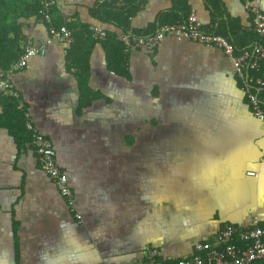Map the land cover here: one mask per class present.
Returning a JSON list of instances; mask_svg holds the SVG:
<instances>
[{"label": "crops", "instance_id": "crops-1", "mask_svg": "<svg viewBox=\"0 0 264 264\" xmlns=\"http://www.w3.org/2000/svg\"><path fill=\"white\" fill-rule=\"evenodd\" d=\"M247 1L145 0L131 25H158L178 8L196 11L207 28L249 29ZM255 2L264 11V0ZM96 4L55 0L54 23L115 31L94 18ZM27 14L17 23L37 54L13 75L24 103L17 107L52 140L74 209L39 168L26 126L15 130L21 136L11 130L0 94V264H145L152 248L172 261L226 224L264 225V124L221 50L168 36L155 50L130 51L123 77L96 43L84 64L87 102L70 44Z\"/></svg>", "mask_w": 264, "mask_h": 264}, {"label": "built area", "instance_id": "built-area-1", "mask_svg": "<svg viewBox=\"0 0 264 264\" xmlns=\"http://www.w3.org/2000/svg\"><path fill=\"white\" fill-rule=\"evenodd\" d=\"M54 4L55 0H40V13L43 21H52ZM246 9L252 16L253 29L259 37V41L252 52L246 50L242 54H236L235 47L227 36L203 31L201 29L202 23L196 11L191 12L187 20L175 24H163L152 34L134 35L129 32L120 34L118 38L119 41L123 42L126 52L138 48L153 50L166 37L172 35L180 39L217 47L232 60L237 77L243 84L244 93H247L250 99L253 115L264 123V107L257 97V92L264 90V80L261 78L254 79L249 73L251 69L258 67L260 61L264 59V12L251 0L247 1ZM92 28L94 29V37H106V32L101 26L94 25ZM50 36L59 42L71 43L74 41V31L67 25L60 28L50 27ZM25 44V52L20 58L13 61L8 68H3L0 65V94L5 98L18 99L17 105L20 109L23 108L24 103L13 81V75L23 70L28 59L37 54V49L30 37H27ZM255 80L257 92H253L249 85ZM26 117H29L28 113H26ZM25 126L30 132V145L35 152L39 168L54 183L71 209H74V198L69 185V177L57 159V151L52 140L43 134L30 118H26ZM249 173L258 174L254 171ZM76 215L80 217L79 214ZM260 223V220L255 218L252 225L246 228L226 224L214 238L198 241L194 245L191 256L177 259L172 263H166L162 258L161 251L158 248H152L147 253L145 264H252L256 260H264V228ZM237 240H240L241 245L237 244Z\"/></svg>", "mask_w": 264, "mask_h": 264}, {"label": "trees", "instance_id": "trees-1", "mask_svg": "<svg viewBox=\"0 0 264 264\" xmlns=\"http://www.w3.org/2000/svg\"><path fill=\"white\" fill-rule=\"evenodd\" d=\"M144 1L145 0H102L100 2L96 0V8L92 11L94 18L102 24L112 26L115 31H111L112 29L110 28L102 27L106 32L105 38L94 37V29L90 26H85L83 29L74 32V41L70 43L71 49L69 50V58L72 66L78 70L79 81H81L82 84L83 100L88 102L87 99L90 98L88 94L89 90L85 88V83L82 80L87 72V67L84 66L86 63L85 60L88 59L86 53H89L96 43L101 44L105 49L109 68L123 77H129V56L124 51L123 42L119 41V35L129 32H132L134 35H149L154 33L161 25L165 24L163 22L185 21L191 13L186 12L185 14V12L177 8L163 13L158 25H153L144 30L134 29L131 25V18L139 11ZM40 8V0H0V65L3 68H8L10 64L20 58L25 51L27 36H25L17 20L20 16L27 14V12H30L27 14L28 16L34 13L40 15L42 18ZM212 9L215 11L216 7L213 6ZM217 21L218 20L214 21V24H216ZM47 24L49 26V33L50 27L54 26L60 28L62 26L61 24L54 23V19L51 22H47ZM201 29L208 33L227 36L234 45L236 54H242L246 50L252 52L259 41L258 33L253 27L249 29L243 28L241 24H233L230 22L224 25V23L220 22L218 25H215L214 28H207L202 24ZM249 73L254 79L261 78L264 80V59L260 61L258 67L251 69ZM255 82L256 80L249 84L253 92H257V85H255ZM239 84L241 89H243V84L240 79ZM257 97L264 107V90L257 92ZM244 101L248 105H251L247 93L244 94ZM5 103L6 110L4 111L5 114L2 116L5 117L7 113L11 114L9 120L15 121V126L10 125L11 130L16 136H21L19 132L15 131H20L25 128L24 115L17 107L18 99L6 98ZM260 225L264 228L262 223H260ZM237 244L241 245L240 240H237ZM174 261L175 260H165L166 263H172ZM252 264H264V260H256Z\"/></svg>", "mask_w": 264, "mask_h": 264}, {"label": "clouds", "instance_id": "clouds-1", "mask_svg": "<svg viewBox=\"0 0 264 264\" xmlns=\"http://www.w3.org/2000/svg\"><path fill=\"white\" fill-rule=\"evenodd\" d=\"M252 2H254L257 6H259L256 2H255V0H251ZM260 7V6H259ZM261 8V7H260ZM52 11H53V9H52ZM248 11V10H247ZM263 11V10H262ZM249 12V11H248ZM264 12V11H263ZM250 13V12H249ZM52 14H53V12H52ZM250 16H251V14H250ZM52 20H53V15H52ZM251 23H252V16H251ZM63 25H67L68 27H70L68 24H63ZM62 25V26H63ZM252 25V24H251ZM61 26V27H62ZM99 26H101V25H99ZM251 27H253V25L251 26ZM71 28V27H70ZM71 29H73V28H71ZM73 31H74V29H73ZM50 38H51V36H50ZM52 39V38H51ZM54 40V39H53ZM62 43H66V44H70V43H67V42H62ZM159 47V46H158ZM158 47H156V48H158ZM215 47V46H214ZM155 48V49H156ZM217 48V47H216ZM25 49H26V44H25ZM125 49V48H124ZM138 49H140V48H138ZM155 49H153V50H155ZM220 50V49H219ZM125 51V50H124ZM132 51V50H131ZM25 52V51H24ZM130 52V51H129ZM129 52L127 51H125V53L127 54V55H129ZM22 56V55H21ZM229 58V57H228ZM230 59V58H229ZM231 60V59H230ZM232 61V60H231ZM233 64V63H232ZM234 66V65H233ZM234 70H235V67H234ZM235 74H236V70H235ZM236 78H237V80H238V82H239V79H238V77H237V74H236ZM241 87V86H240ZM242 91L244 92V90L242 89ZM245 94V93H244ZM20 96H21V93H20ZM22 99V98H21ZM250 109H251V106H250ZM251 112H252V114H253V111H252V109L250 110ZM253 117H255L254 115H253ZM256 118V117H255ZM257 119V118H256ZM259 122H262V121H260L259 119H257ZM263 123V122H262ZM264 124V123H263ZM30 133V132H29ZM35 153V152H34Z\"/></svg>", "mask_w": 264, "mask_h": 264}, {"label": "flooded vegetation", "instance_id": "flooded-vegetation-1", "mask_svg": "<svg viewBox=\"0 0 264 264\" xmlns=\"http://www.w3.org/2000/svg\"><path fill=\"white\" fill-rule=\"evenodd\" d=\"M233 68H234V67H233ZM234 72H235V70H234ZM237 83H238V82H237ZM237 86H238V91H239V93H240V97H242V89H241L239 83L237 84Z\"/></svg>", "mask_w": 264, "mask_h": 264}, {"label": "water", "instance_id": "water-1", "mask_svg": "<svg viewBox=\"0 0 264 264\" xmlns=\"http://www.w3.org/2000/svg\"><path fill=\"white\" fill-rule=\"evenodd\" d=\"M243 100H244V92L242 91V97H241ZM251 115L253 116L252 112L250 111ZM255 118V117H254ZM256 119V118H255Z\"/></svg>", "mask_w": 264, "mask_h": 264}]
</instances>
